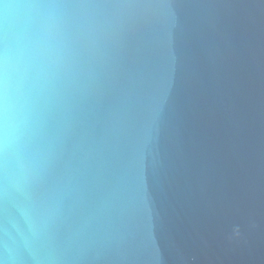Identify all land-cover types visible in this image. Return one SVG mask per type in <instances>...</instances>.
<instances>
[{
  "label": "water",
  "instance_id": "water-1",
  "mask_svg": "<svg viewBox=\"0 0 264 264\" xmlns=\"http://www.w3.org/2000/svg\"><path fill=\"white\" fill-rule=\"evenodd\" d=\"M23 2L0 264H264V0Z\"/></svg>",
  "mask_w": 264,
  "mask_h": 264
},
{
  "label": "snow or ice",
  "instance_id": "snow-or-ice-1",
  "mask_svg": "<svg viewBox=\"0 0 264 264\" xmlns=\"http://www.w3.org/2000/svg\"><path fill=\"white\" fill-rule=\"evenodd\" d=\"M169 3L170 0H166ZM26 5L23 0L21 3L16 5V7H25ZM9 5L6 0H0V173H2L5 164V154H6V142H5V132H6V122H7V112H8V98H9V67L7 60V45L6 36L7 29L9 25V18L7 9ZM3 190V185L0 183V191Z\"/></svg>",
  "mask_w": 264,
  "mask_h": 264
}]
</instances>
